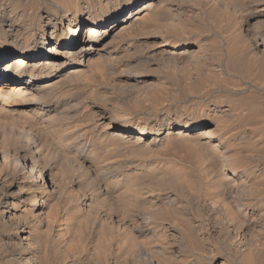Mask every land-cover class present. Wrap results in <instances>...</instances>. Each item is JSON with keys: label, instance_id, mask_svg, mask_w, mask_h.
Segmentation results:
<instances>
[{"label": "bare ground", "instance_id": "1", "mask_svg": "<svg viewBox=\"0 0 264 264\" xmlns=\"http://www.w3.org/2000/svg\"><path fill=\"white\" fill-rule=\"evenodd\" d=\"M0 264H264V0H0Z\"/></svg>", "mask_w": 264, "mask_h": 264}, {"label": "rangeland", "instance_id": "2", "mask_svg": "<svg viewBox=\"0 0 264 264\" xmlns=\"http://www.w3.org/2000/svg\"><path fill=\"white\" fill-rule=\"evenodd\" d=\"M1 72V71H0ZM261 151V155L264 153V150H260ZM262 156H264V155H262Z\"/></svg>", "mask_w": 264, "mask_h": 264}]
</instances>
